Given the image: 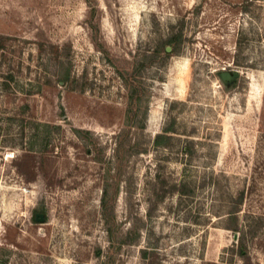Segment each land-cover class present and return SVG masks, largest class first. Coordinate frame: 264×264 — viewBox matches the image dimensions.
Returning <instances> with one entry per match:
<instances>
[{"label": "rangeland", "instance_id": "rangeland-1", "mask_svg": "<svg viewBox=\"0 0 264 264\" xmlns=\"http://www.w3.org/2000/svg\"><path fill=\"white\" fill-rule=\"evenodd\" d=\"M0 264H264V0H0Z\"/></svg>", "mask_w": 264, "mask_h": 264}, {"label": "trees", "instance_id": "trees-1", "mask_svg": "<svg viewBox=\"0 0 264 264\" xmlns=\"http://www.w3.org/2000/svg\"><path fill=\"white\" fill-rule=\"evenodd\" d=\"M181 42H182V38L179 35L178 36H175V37H170L169 39H167L165 42L162 43V46H163L162 49H163V51L165 53H167L169 55V54H171V52L168 51L167 46L168 45L172 46V51L174 52L175 50H177V48L181 44ZM144 65H145V63L142 62L139 65L138 68H136L135 70H133L131 73H128V75H124V76H128V77L130 76V78L129 79L126 78V80H127L128 85H129V88H130V109H129V112H130V114L132 116H135V112L133 111V105H135L134 100H136V102H137V100L140 99V95H141L142 90H143V87L140 85V83L136 79V72L138 70H140V68L142 66H144ZM163 137H164L163 134H158L157 135V138H156V143L157 144H162L161 139ZM183 191L185 193L190 192V191L185 190V189H183ZM243 200H244V193H241L239 195L238 199H236V200L234 199V201H233L234 202V205H233V207L228 212L229 213V216L231 218H233L234 220H236V219L238 220V215L237 214L240 211V205L243 203ZM231 228H233L236 231L239 230V226L237 224L235 226H231ZM137 237H138V233H136V240H137ZM240 238H241V240H240ZM240 238H239V241H240L239 242L240 243L239 245H240V247H239L238 253L241 256L248 258V254H247V252L245 250V247H244V245H245L244 244V240H243L244 237L242 236ZM130 241L131 240H127V241L125 240V242H130Z\"/></svg>", "mask_w": 264, "mask_h": 264}, {"label": "water", "instance_id": "water-1", "mask_svg": "<svg viewBox=\"0 0 264 264\" xmlns=\"http://www.w3.org/2000/svg\"><path fill=\"white\" fill-rule=\"evenodd\" d=\"M168 51H170L172 49L171 46H167ZM221 79L223 81H225L226 83H231L234 80L237 79V77L240 75V71L238 70H233V71H227V70H223L219 73ZM41 218H39V215L37 214V219L38 220H44V216L43 214H40Z\"/></svg>", "mask_w": 264, "mask_h": 264}]
</instances>
